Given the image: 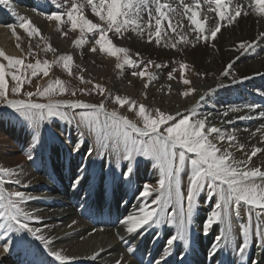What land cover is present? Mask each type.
Listing matches in <instances>:
<instances>
[{
    "label": "snow or ice",
    "instance_id": "obj_1",
    "mask_svg": "<svg viewBox=\"0 0 264 264\" xmlns=\"http://www.w3.org/2000/svg\"><path fill=\"white\" fill-rule=\"evenodd\" d=\"M0 5H8L9 11H12L8 0H0ZM89 12L95 20L89 17ZM13 15L17 14L13 12ZM42 15L49 22L55 23L61 37L67 38L70 33L76 34L71 40L75 47L81 48L91 43L88 50L114 59L116 69L122 70L125 66L138 68L139 70L133 71L131 75L144 80L143 88L147 89L157 78L149 69L152 66L159 69L162 65L151 59L138 62L132 58L128 47L116 41L131 39L133 35H147L149 44L155 43L159 46L164 41V47L174 50L181 44L190 45L192 48L200 43L215 47L214 42L218 34L222 33V29L233 25L240 17L254 15L258 20H264V0H248L246 7L244 0H178L176 7H173V0H63L62 4L56 5V10ZM176 15L186 18L190 26L185 28L180 20H177L174 26L173 17ZM7 27L17 41L21 39L16 31L19 27L30 40L39 38L43 42L42 51L57 53V49L43 36L42 30L31 19L18 16L17 24H9ZM178 28L182 30L178 32ZM189 32L194 38L189 37ZM260 39H264V32L260 33ZM252 46L253 42L241 41L238 50L247 51ZM15 47L20 50V56L8 55L0 49V105L12 109L31 129L30 139L27 141L28 151L24 153L29 162L34 163L46 147L42 134L45 123L57 118L69 124L76 123L79 128L86 129L95 137L96 147L88 150L89 156L93 151L97 156L108 154L115 158L116 167H120V161H127L120 176H116L113 171L114 184L119 181L121 184L132 186L135 170L133 162L137 157L151 160L153 166L159 170L155 185L145 183L142 190L138 189L140 198L147 199L155 194L151 206L142 204L136 213L119 219V224L127 233H135L137 236L141 235L145 226L167 224L175 227V232L169 233L159 258L154 256L148 264H168L173 246L177 248L178 255H187L179 249L181 244L184 248L190 247L194 214L202 193H206L207 197L215 196L214 207L201 221L203 235H209L215 224L225 225L215 236V251L210 250L209 256L215 259L220 251L233 245V214L239 217L245 206L248 222L239 226L242 239L235 244L236 255L240 260L244 259L250 246V238L253 241L259 239L261 247H264V223H261L264 221V168L253 166V158L264 155V146L251 144L249 151L234 133H226L222 127L211 122L213 113L203 117L199 115L197 108L200 103L215 89L209 88L207 93L200 95L185 113L177 111L173 114L160 107L150 108L128 96L113 97L102 84L85 80L82 75L85 69L75 65L70 54L61 53L51 61H41L37 58L34 62H26L28 57H38V52L29 45V50L25 53L19 42ZM37 47H40L39 44ZM136 56L138 57L139 53H136ZM74 66L80 68V73L73 72ZM55 67H61L68 77H75L82 84H91V91L102 99L97 103H89L76 98L78 92L81 95H89L91 91L85 88H71L68 81L50 78V72ZM192 67L185 62L179 63V82L184 86V90L178 94L183 98L197 94L193 81L185 75V70L191 71ZM232 67L229 63L221 75L228 76ZM175 72L176 69H173L168 73L169 81L177 78ZM196 74L201 77L209 75L207 72ZM34 77L49 79L45 85L37 84L35 91H25L24 85L30 84ZM249 78L241 77L239 82ZM231 83L236 84L238 81L233 77ZM167 87L171 92V84ZM259 94L264 96V92ZM142 95L147 99L146 92ZM64 96L71 98H61ZM104 99H111L117 107L107 109ZM258 107L260 106L255 103L243 106L249 113L255 112ZM121 109L133 113L135 119H130ZM242 110L239 106H229L215 115L228 118L224 122L231 124L233 118L230 114ZM259 116L264 118V111H261ZM235 119H251V115H242ZM46 131L52 139H60L57 130ZM257 133L260 134L258 144L264 145V127L257 129L252 136L255 137ZM83 136L84 133L81 132L80 138L72 140L70 154H80L85 148L86 141ZM225 142L227 147L223 146ZM233 149L244 153L245 158L236 159ZM185 170L188 173V182L186 192H183L181 172ZM87 171V167L80 165L72 169L70 187L76 192L88 181ZM20 174L17 169L0 167V229L3 230V235H0V248L3 252L0 254H9L14 248H22L26 253H30L31 242L27 240V236H30L39 242L52 260L58 264H71L75 257L56 250L53 238L42 234L41 228L30 226V221L39 222L41 217L25 211L23 205L37 197L19 190L7 191L3 187L9 183L22 184L18 178ZM101 180L103 181V177ZM23 187L27 188L28 184H23ZM98 195L103 197V187ZM168 206L174 211L166 212ZM253 212L257 218L254 229L251 223ZM75 223L73 221V224ZM10 234H15L17 239L13 240ZM158 235L155 234L154 238L158 239ZM138 248L139 245L128 246L126 252L134 255ZM99 255V252H94L89 259L95 260ZM30 264L45 262L34 260ZM115 264H126L124 257L117 259ZM248 264H261V261L249 257Z\"/></svg>",
    "mask_w": 264,
    "mask_h": 264
},
{
    "label": "bare ground",
    "instance_id": "obj_2",
    "mask_svg": "<svg viewBox=\"0 0 264 264\" xmlns=\"http://www.w3.org/2000/svg\"><path fill=\"white\" fill-rule=\"evenodd\" d=\"M27 3L28 0H8V4L11 5L12 11H9L8 5H5L7 7L6 11L0 10V46L5 48L9 55L19 56L21 53L20 50L15 47L17 42L14 41L11 30L7 26H4L6 23H11V21L16 19V15H13L14 12L17 15L22 14L31 19L37 26L43 29L46 38L57 49V53L52 54L53 57L61 53H70L74 58V62L85 68L86 72L91 73V75H103L114 68V59H110L100 53H92L88 50L91 47V43L85 44L81 48L72 45L71 38H75L76 34L70 33L67 38L61 37V35H55V33L58 34V32H56L55 23L46 20L42 14L56 10V5L62 4L63 0H39V4L36 7V10L41 11L39 16L37 13L39 11H35L30 5L25 6ZM88 15L92 18L90 13H88ZM92 19H94V17ZM18 30L19 29L16 28V31ZM261 32H264V20H258L256 16L250 15L247 17L242 16L233 25L224 27L222 33L218 34V38L214 42L215 47L210 46V44L206 46L200 43L195 48L189 46L172 51L168 47H164V45H159L160 47L155 46L153 43L149 44L147 40L144 41L134 37L123 41H116V43L128 47L132 53H139V55L143 57H150L164 63H161L162 67L160 70L154 72L157 78L150 83L147 89L143 88V82H141L140 79L130 75L128 70L124 68L113 76L109 83V89L128 96L134 94V89H140L142 86L141 93H147V99L142 95V100L146 105L150 108L160 107L166 112H171L173 114L177 111L185 113L187 109L194 105L200 95L207 93L209 88L215 89L214 92L207 95L206 99L200 103L199 115L203 117L209 113H213L214 115L211 122L222 127L226 133H234L239 142L244 143L249 151L251 144L264 146L258 144L260 139L259 133H257L255 137L252 136V133L262 128V125L259 126L258 122L264 119L259 116V113L264 111V96L259 94L260 92H264V49L257 48L253 50V48H249L247 51L244 49L238 50V45L241 41L253 42L252 47L257 44L264 45V39H260ZM189 37L194 38L192 34ZM89 39H91L90 34ZM178 58H185L193 65L197 72L209 73V75L205 77H196L195 87L197 88V94L189 96L188 99L182 96L179 97L178 92L181 91V88L177 84H173L172 81L164 78L167 65L165 61H175V59ZM92 63H96L97 66H93ZM229 63L233 65L228 75L231 77L221 75ZM90 77L93 78V76ZM233 77L239 81L241 77L250 78L243 80L242 83L232 84L231 81ZM47 78L48 77H43L38 79L37 84L45 85L48 80ZM169 84L172 86L171 92H169L167 87ZM218 85H225L226 87H218ZM240 97L245 98L241 99ZM239 98L240 100H238ZM85 101L89 103L99 102L97 98L86 99ZM251 103H255L260 107H258L255 112L249 113L243 106ZM229 106H239L243 109L240 112L230 114V117L233 118L231 124L224 122L228 118L215 115ZM8 110L11 109L0 105V162L5 167L17 169V171L21 173L18 178L22 181V184L18 186H20L26 194L37 197V199L30 200L26 203V211L40 216L41 221H36V224L31 223L30 226L41 228L42 234L53 238L54 248L56 250H61L65 254L75 257L71 264H115V261L122 256L126 264H141L136 254L130 255L126 252V247H136L139 245V250L142 249L147 251L145 258L148 259L151 256L150 253H152V251H148V240L153 239L157 233L159 234L158 239H155L152 243V246H156L157 250H155L152 256L154 257V255L163 252L162 250L165 246L166 238L168 237L165 235L171 233L166 229L163 231L159 228L156 229L145 226L141 235L137 236V240L134 241L130 239V236H136L135 233L115 234V232L121 230V227H116L114 224H112V226L103 225L102 219L100 223L92 225L88 216V214L90 215L93 211L91 207L96 205L93 203L94 200L92 201L87 197L89 195L87 192H90L89 197L94 196V194L99 196L98 188L103 187L104 195L101 198L102 203L105 200V203L108 204V201L111 200V203L108 204L106 208L108 211L105 214L109 216L110 219L113 217L117 218V224L120 225L119 219L124 218L127 214L129 215V210L135 205L133 204L134 202L143 203L142 198L139 197V187L136 182L138 176H136V174L141 173L138 181H141L142 184L148 183L152 185V180L147 176L148 174L146 175L144 172L145 169L137 168L135 171L136 173L133 175L131 187L127 183L121 184L119 181H116V186L112 183V187L109 184V180L112 177L110 174H108V176L104 174L93 176L89 165H86L89 164L86 160L89 158L88 150L93 149L91 141L89 142V146H87V144L85 145V148L82 149L80 154L69 153L72 140L80 138V136L76 137L72 125L70 128L58 129V133L61 135L60 140L57 145L52 146L54 148L49 155L41 152L34 163L29 162L24 153L28 151L27 141L30 139L31 129L25 124L19 128V125L10 121L9 126H11V128L4 126L2 114L6 113ZM122 113L129 116L126 110L122 111ZM242 115H251V119H235V117ZM129 118L131 119L130 116ZM7 133H10L13 138L12 140L10 137L8 138V135H6ZM13 140L15 143L10 149V154L7 153L5 149L8 144L12 145ZM61 140H63V143H61ZM223 146L227 147V143L225 142ZM233 153L236 159L245 158L244 153L240 151L233 149ZM103 157L105 158L106 156ZM108 158L110 161V155ZM108 158H106V160H108ZM26 160L28 162H26ZM76 165L87 167L88 169V181L79 191V195L78 192L73 191L70 184L67 187L65 185L67 181H70L72 169L75 168ZM253 166L264 168V155H258L253 158ZM97 168L99 169L100 167L98 166ZM151 171L152 170H150V172ZM49 176L56 179V184H59L57 187L48 182L46 177ZM101 177H103V181ZM111 180H113V177ZM23 184H28V187H23ZM110 188L112 189L110 190ZM136 193H138V195ZM126 202L127 204H125ZM212 206V204L207 203L201 205L200 209L208 211ZM204 216L205 214L201 217ZM73 221L76 223L73 224ZM69 225H72V227L70 228ZM219 227H221V225ZM197 233L199 238L211 237L212 244H214V238L220 233V230H216L215 227H212L207 236H204L201 230L198 232L196 231V234ZM0 235H3L2 229H0ZM10 235L13 239L14 234ZM145 238L147 242L144 241ZM27 240L31 242L30 253H26L22 248H14L9 254H0V264H30V262L34 260H42L45 264H58V262L47 256L38 241H34L30 236H27ZM198 242L199 241L193 242L192 248L195 252L201 251L196 250V247L199 245ZM203 243L204 239H200V244ZM254 243L256 248H258L257 244L259 240L255 239ZM212 246H210V248ZM180 247H182V251L184 247ZM174 248L176 249V247L173 246L172 255L168 258V264L171 263L174 255L178 257L180 262L183 260V264H193V262L186 261L181 255L174 253ZM210 248L205 249V254L204 252H202L201 255L196 254L192 260L194 261L196 259L195 263H198L197 258L203 256L207 261H210L209 264H227L225 263L226 258L220 253L215 259L209 256L208 253L211 250ZM212 251H215V249H212ZM2 252L3 250L0 248V253ZM94 252H99L100 255L95 260L89 259ZM233 254L235 255L233 256V258H235L233 264H248V259L240 260L236 258V253ZM157 257L159 258V255ZM252 259L261 261V264H264V247L263 253H255Z\"/></svg>",
    "mask_w": 264,
    "mask_h": 264
},
{
    "label": "rangeland",
    "instance_id": "obj_3",
    "mask_svg": "<svg viewBox=\"0 0 264 264\" xmlns=\"http://www.w3.org/2000/svg\"><path fill=\"white\" fill-rule=\"evenodd\" d=\"M188 2H190V0H188ZM178 3V0H173V7H176V4ZM247 3H248V0H244V5H245V7L247 6ZM18 4V3H17ZM38 4H39V0H28V3L25 5V6H28V5H30L32 8H34V10L35 11H39V12H37L38 13V16H39V14H41V11L40 10H36V7L38 6ZM6 9H7V7L5 6V5H0V10H2V11H6ZM50 12V11H49ZM90 13V12H89ZM90 15H91V13H90ZM210 15H213V14H210ZM18 16H23L22 14H19V15H16V19L14 20V21H11V23H6L4 26H7V25H9V24H17V20H18ZM93 18V17H92ZM182 17H180L179 15H176V16H174L173 17V25L175 26V23H176V21L177 20H180V22H181V24H183L184 26H185V28H187V27H189L190 25H189V22L186 20V18H182ZM94 20H95V18H94ZM54 23V22H53ZM35 24V23H34ZM36 26H37V24H35ZM39 27V26H38ZM40 28V27H39ZM17 29H19L18 31H17V33L19 34V36L21 37V39H20V41H17L16 40V38L13 36V38H14V41L15 42H19L20 44H21V47L23 48V50H24V52L25 53H27L28 52V50H29V45H31V47L36 51V52H38V57L37 56H32V57H28L27 58V61L26 62H34L35 61V59H40L41 61H43L44 59H48V60H52V59H54V57H53V53H51V52H44V51H42L41 49L44 47V44H43V42L42 41H40L39 40V38H32L31 40L29 39V37L26 35V33H24L23 32V30H21L19 27H17ZM41 29V28H40ZM42 30V33H43V36L46 38V34H44V31H43V29H41ZM182 29H177V31L179 32V31H181ZM56 32H58L57 30H56ZM191 35L192 33L191 32H189L188 33V35ZM55 35H60L59 34V32H58V34H56L55 33ZM171 33L169 32V36L171 37ZM189 35V36H190ZM193 35V34H192ZM132 37H134V38H136V39H140V40H147V35H145V36H143V37H140V36H132ZM71 39H74L73 37L71 38ZM39 44V48L37 47V45ZM155 46H157L155 43H153ZM164 45V41H162L161 42V44H160V46H163ZM159 46V47H160ZM190 45H188V46H184L183 44H181V45H179L178 46V48H186V47H189ZM261 47V48H260ZM169 49H171L172 51H175V50H177V49H172V48H170V47H168ZM251 48H253V50H256L257 48L258 49H264V45H255L254 47H251ZM0 49H3L8 55H9V53L5 50V48H3V47H1L0 46ZM131 51V50H130ZM66 54H70V53H66ZM131 54H132V58L133 59H137L138 60V62L139 61H143V62H147L149 59H151V60H153V61H155L156 63H159V64H161V63H164V62H162V61H157V60H155V59H153V58H150V57H143L142 55H139L138 57L136 56V53H132L131 52ZM20 55H21V53H20ZM19 55V56H20ZM180 62H185V63H187V64H189V65H192L191 63H189L185 58H178V59H175V61H171V60H169V61H165V64H167L166 65V72H165V74H164V78H166V79H168L167 77H168V73L169 72H172L173 71V69H176V72L174 73V75L177 77L176 79H174V80H171L172 81V83L173 84H177L180 88H181V91H183L184 90V86L179 82V63ZM75 63V62H74ZM75 65H77V66H80L81 67V65H79V64H76L75 63ZM92 65L94 66H97V64L96 63H92ZM162 65V64H161ZM193 66V65H192ZM85 69V68H84ZM124 69H127L128 70V73L131 75V73L133 72V71H137V70H139L138 68H132L131 66H125L124 67ZM158 70H160V68L159 69H157V68H155L154 66H152L150 69H149V71H151V72H156V71H158ZM119 70L118 69H116L115 67L113 68V69H111L110 71H108L107 73H104L103 75H100V74H97V75H91V73H89V72H86V70L82 73V75L84 76V79L85 80H92L93 82H95V83H100V84H102L106 89H108L109 91H110V93H111V95L114 97L115 95H120V96H126V95H124V94H121V93H119V92H117V91H111V89H109V83H110V81L112 80V78H113V76H115L116 75V73L118 72ZM73 72H75V73H80V68L79 67H73ZM127 73V74H128ZM197 73V71L194 69V67H192V70L191 71H188L187 69L185 70V75L189 78V79H191L192 81H193V83H194V85H196L195 84V79H196V77H199V75H197L196 74ZM90 76H93V78H91ZM227 77H231V76H227ZM50 78H52V79H55V78H60V79H62V80H65V81H68L69 82V86L71 87V88H77V89H79V88H85V89H88V90H90L91 91V89H92V85L91 84H82L78 79H76L75 77H68L67 76V74L64 72V71H62V68L61 67H55L51 72H50ZM135 78H137V79H140V78H138V77H135ZM47 79H49V78H47ZM141 80V79H140ZM48 81V80H47ZM238 81V83L237 84H239V80H237ZM37 82H38V79L37 78H32V82L30 83V84H25L24 85V90L25 91H35V89H36V84H37ZM141 82H145L144 80H141ZM245 83H246V81H245ZM244 83V84H245ZM142 86L140 87V89H134V91H133V93L134 94H132V95H128V97H131V98H133V99H135V100H137L138 102H140V103H144V101L142 100L143 99V97H142ZM179 93V92H178ZM178 96L179 97H181L179 94H178ZM21 98H23V97H21ZM61 98H63V99H69V98H71V97H69V96H64V97H61ZM76 98H79V99H81V100H86V99H93V98H97L98 99V101H100L101 99H102V97L100 96V95H97L94 91H91V94H89V95H81L79 92L77 93V97ZM241 99H244L245 97H240ZM240 98L238 99V100H240ZM185 99H188V98H185ZM104 103H105V105H106V107L109 109V110H111L112 108H114V107H117L113 102H112V100L111 99H104ZM145 104V103H144ZM242 105V104H241ZM127 111V109H121V111ZM76 111H86V110H76ZM128 112V111H127ZM197 112L199 113L200 112V109H199V107L197 108ZM128 114H129V116L131 117V119H135V116H134V114L133 113H130V112H128ZM183 114V113H182ZM2 118H3V120H4V126H6V127H9V128H11V126H9V121L10 122H13L14 124H16V125H19L18 127L20 128V127H22V126H24V124L25 125H27V123L25 122V121H23V119L22 118H20L19 116H18V114H16V113H14L13 112V110L11 109V110H8L6 113H3L2 114ZM3 122V121H2ZM1 123V122H0ZM258 124H259V126H261L262 125V127L264 126V119L263 120H261L260 122H258ZM68 125V126H67ZM73 126V130H74V132L76 133H74L75 135H76V137H79L80 135H81V132H83L84 133V136H83V139L86 141V144H87V146H89L90 144H89V142L91 141L92 142V144H93V149H95V147H96V144H95V137L93 136V135H91V134H89V132L86 130V129H84V128H79L78 126H77V124L76 123H71V124H69L67 121H62V120H59V119H57V118H53L50 122H46L45 123V125H44V129H42V134H43V137H44V141H45V144H46V147L44 148V150L42 151V153L43 154H46V155H49L50 153H51V151L53 150V148L54 147H52L53 145L55 146V145H57L58 144V141L60 140V139H57V140H54V139H52L51 138V136L48 134V132L46 131V130H57V134L59 135V133H58V129H64V128H70V126ZM80 134V135H79ZM6 135H8V138L10 137L11 138V140L13 139L12 137H11V135H10V133H7ZM78 135V136H77ZM59 136H61V135H59ZM15 142H14V140L12 141V145H7L6 146V152L7 153H10V149L13 147V144H14ZM8 149V150H7ZM11 154V153H10ZM103 156H106L105 158L103 157ZM189 156H191V154H189ZM109 155H107V154H104V155H101V156H97L96 155V153H95V151H93L92 152V155L91 156H89V158H87L86 160H87V162L89 163V164H86L87 166L89 165V167H90V170H91V172H92V174H93V176H95V175H101V174H104L105 176H108V174H110L112 177H113V171L115 172V175L116 176H120V173H122L123 172V170H124V166L127 164V161H120V167H116V161H115V158L114 157H112V156H110V161H109ZM106 158H108V160H106ZM103 159V160H102ZM26 162H28L27 160H26ZM104 162H105V164H104ZM101 164H103V167H101ZM133 165H134V174L136 173L135 171L137 170V168L138 169H140V168H143V170L145 169V173H146V175L152 180V185H155L156 184V182H157V180H158V178H159V170L157 169V168H155L154 166H153V162L151 161V160H149V159H146V158H143V157H137L136 158V161H134L133 162ZM100 167L99 169L97 168V167ZM0 167H5L1 162H0ZM10 168V167H9ZM97 169H98V171H97ZM152 170L151 172H150V170ZM96 172H98V173H96ZM133 174V175H134ZM141 174V173H140ZM140 174H136V176H138L137 177V180H136V182L138 183V187H139V190H141L142 188H143V185L144 184H142L141 183V181H138V178L140 177ZM109 175V176H110ZM111 177V178H112ZM47 178V180H48V182H50L51 184H53V185H55V187H57L58 185L56 184V179L54 178V177H46ZM111 178H110V180L109 181H111V182H109L110 183V185L112 186V183H113V180H111ZM53 180V181H52ZM106 181V180H105ZM187 182H188V173H187V170H185V171H183V172H181V190L183 191V192H186V188H187ZM69 184H70V181H67L66 183H65V185H66V187L67 186H69ZM108 186H109V184H108ZM114 186H116L115 184H114ZM4 188H6V190L7 191H17V190H19V191H23L21 188H20V186H18L17 184H15V183H9V184H6V185H4L3 186ZM110 187V186H109ZM113 187V186H112ZM100 189H101V187H99L98 188V190L100 191ZM112 188H110V190H111ZM136 189H137V187H136ZM91 190H93V189H91ZM96 190V189H95ZM24 192V191H23ZM87 193H89V195H90V192H87ZM137 195H138V193H136ZM78 195H79V192H78ZM89 195L87 196L88 198H91V200L93 201L94 200V202H95V205L97 204V206L99 207V206H102V205H100L99 203H102V201H101V197L100 196H97V195H95L94 194V196H90L89 197ZM61 196H63V195H61ZM60 196V197H61ZM155 198V194H153L151 197H148L147 199H144V198H142V200H143V203L142 204H148L149 206H151V201H152V199H154ZM214 201V202H213ZM28 202V201H27ZM26 202V203H27ZM26 203H25V205H23L24 206V208H25V211L27 210V208H26ZM39 203V202H38ZM207 203H209V204H212L213 206L212 207H214V205H215V196H212V197H207L206 196V193H202L201 194V197L199 198V202H198V205H197V210H196V212H195V214H194V219H193V226H192V241H191V244H190V247L189 248H183V250H182V252H186L188 255L187 256H182L183 258H185L186 259V261H188V262H193V263H195V260L193 261L192 259H193V257L197 254H199V255H201L202 254V252H204V254H205V249H208V248H210V246H212L213 244H212V241H211V237H209V238H206V237H200L199 238V236H198V233L196 234V231L198 232L199 230H201V221L202 220H204L206 217H207V215L210 213V211H211V209H209L208 211L207 210H203V209H200L201 208V205H203V204H207ZM133 204H135V205H133L131 208L132 209H128L129 210V215L130 214H134V213H136L137 211H138V208H139V206H141L142 204L140 203V202H134ZM122 209H126V208H122ZM200 210V211H199ZM165 211L166 212H172V211H174V209L171 207V206H168L166 209H165ZM199 211V212H198ZM198 213H200V214H198ZM203 214H205V216L204 217H201ZM128 215V214H127ZM126 215V216H127ZM199 215V216H198ZM125 216V217H126ZM248 222V216H247V212H246V206L242 209V211H241V215L239 216V217H236L235 216V214H233V224H232V239H233V245L232 246H230V247H227V249H223V251H220L219 253L220 254H222V256L223 257H225L226 258V262L225 263H227V264H233V262H234V259L235 258H233V256H235L233 253H236L235 252V244L236 243H238V242H240V240L242 239V237L239 235V226L242 224V223H247ZM30 224L31 223H37L36 221L34 222V221H30L29 222ZM251 223H252V226H253V229L255 228V225H256V223H257V218H256V216H255V213L253 212V214H252V216H251ZM261 223H264V221H261ZM221 225V227H219ZM116 227H118L119 226V228L121 229L119 232H115V234H123V233H127L124 229H123V227L121 226V225H115ZM114 226V227H115ZM215 227V229L216 230H220L221 231V229H223L224 227H225V225H223V224H215V225H213V228ZM223 227V228H222ZM149 228V227H148ZM151 228H159V229H162L163 231H165V229L166 230H168V231H170L171 233H174L175 232V227H173L172 225H167V224H162V225H159V226H151ZM165 236H168V235H165ZM17 239V237L15 236V234L13 235V240H16ZM130 239H132V240H137V235L136 236H134V237H132V236H130ZM167 239V238H166ZM200 239H204V243L203 244H200ZM259 240V239H258ZM194 241H199L198 243H199V245H198V247H196L197 249L196 250H201L200 252H195L194 251V249L192 248V246H193V242ZM180 246H183L182 244L180 245ZM250 246H251V249H250ZM250 246H249V249H250V252H247L246 254H245V257H244V260L246 259H248L249 260V257L252 259V257L254 256V254L255 253H263V247H261V245H260V241H259V243L257 244V247L258 248H256V246H255V243H254V241L250 238ZM184 247V246H183ZM180 249H182V247H180ZM211 250L213 249V246L210 248ZM232 249H233V252H232ZM249 249H248V251H249ZM163 251V250H162ZM162 251H159V252H162ZM173 251V250H172ZM174 253H176L177 254V248L175 249L174 248ZM226 251V252H225ZM255 252V253H254ZM237 256V255H236ZM180 257V256H179ZM236 258H239V257H236ZM210 259V258H209ZM228 259V260H227ZM232 259V260H231ZM240 259V258H239ZM176 261H178V260H176ZM232 262V263H231Z\"/></svg>",
    "mask_w": 264,
    "mask_h": 264
}]
</instances>
